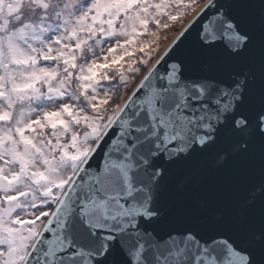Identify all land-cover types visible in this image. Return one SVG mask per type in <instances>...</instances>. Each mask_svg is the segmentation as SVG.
Here are the masks:
<instances>
[{"label":"snow or ice","instance_id":"6c2138e0","mask_svg":"<svg viewBox=\"0 0 264 264\" xmlns=\"http://www.w3.org/2000/svg\"><path fill=\"white\" fill-rule=\"evenodd\" d=\"M0 264H264V0H0Z\"/></svg>","mask_w":264,"mask_h":264}]
</instances>
